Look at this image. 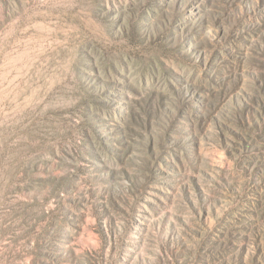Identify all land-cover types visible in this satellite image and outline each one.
Returning a JSON list of instances; mask_svg holds the SVG:
<instances>
[{
  "label": "rangeland",
  "instance_id": "obj_1",
  "mask_svg": "<svg viewBox=\"0 0 264 264\" xmlns=\"http://www.w3.org/2000/svg\"><path fill=\"white\" fill-rule=\"evenodd\" d=\"M0 264H264V0H0Z\"/></svg>",
  "mask_w": 264,
  "mask_h": 264
}]
</instances>
